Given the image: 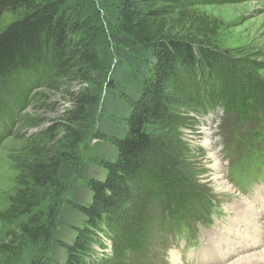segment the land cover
I'll use <instances>...</instances> for the list:
<instances>
[{
	"label": "trees",
	"instance_id": "obj_1",
	"mask_svg": "<svg viewBox=\"0 0 264 264\" xmlns=\"http://www.w3.org/2000/svg\"><path fill=\"white\" fill-rule=\"evenodd\" d=\"M98 1L102 8L89 10L84 0H0V18L8 10L27 8L0 33V83L19 84L26 78L44 82L53 74L80 85L81 91L71 93L66 130H74L71 124L89 117L95 106L101 108L85 184L68 200L50 264H99L94 241L116 246L113 236L119 229L111 214L129 199L133 180L154 147L148 125L166 105L168 84L182 77L211 93L228 81L219 73L220 51L208 34L211 21L179 6L183 0ZM244 75H236L238 87L225 88L228 94L217 105L236 115L242 128L254 125L259 130L264 123V77ZM58 147H33L35 158L25 167L28 184L12 197L4 212L8 218L31 214L52 195L53 186L66 191L76 169L64 165L65 153ZM177 190L178 197L171 194L160 203L171 234L204 222L214 208L201 192ZM56 212L54 208L46 225L35 226L40 221L34 218L22 224V234L33 242L53 238ZM108 230L115 232L111 240L100 236ZM124 240L134 264H170L162 249L152 250L145 241L143 225L128 231ZM157 257L161 259L155 262Z\"/></svg>",
	"mask_w": 264,
	"mask_h": 264
},
{
	"label": "rangeland",
	"instance_id": "obj_2",
	"mask_svg": "<svg viewBox=\"0 0 264 264\" xmlns=\"http://www.w3.org/2000/svg\"><path fill=\"white\" fill-rule=\"evenodd\" d=\"M84 1L89 10L102 8L98 0ZM179 6L211 21L208 34L212 45L220 51L219 73L228 81L223 80L220 88L211 93L182 77L168 84L166 105L148 125L154 147L142 173L133 180L129 199L117 205L119 208L111 214L119 235H114L113 230H108L109 234L100 233L107 240L114 235L117 244L113 248L109 241L107 246L104 241H94L97 258L101 259L99 264H134L128 258V241L124 237L142 225L145 241L152 250L162 249L170 264H212L217 254L211 252L207 256V253L212 249L215 229L225 223L231 226L230 220L238 218L234 206L246 200L254 201L259 190L264 195V123L259 130L254 125L242 128L236 115H227L217 105L227 96L228 87H238L241 81L236 78L238 75L254 73L264 77V0H183ZM26 11L25 7L6 11L0 18V33ZM101 20H105V13ZM50 79L38 83L31 78L19 84L0 83V264H50L54 237L61 228L60 219L73 193L84 187L85 168L98 143L95 132L100 106H95L89 117L78 124H71L74 130H66L68 111L72 108L71 93L81 88L53 74ZM204 128L213 132L211 144L233 188L229 192L219 191L212 179L215 161L210 156L213 150L203 143ZM52 143L65 153L64 165L76 169L66 191L53 186L52 195L31 214L8 218L4 212L10 207L12 197L28 184L25 167L35 158L33 147ZM186 187L201 192L214 208L203 218L204 222L189 228L182 226L171 234L165 228L160 203L168 195L178 197L177 189L188 193ZM54 208L57 214L53 238L33 242L22 234L21 225L32 218L40 221L35 226L48 224ZM259 220L262 222L261 217ZM10 247L14 250H9ZM160 259L157 257L155 262Z\"/></svg>",
	"mask_w": 264,
	"mask_h": 264
},
{
	"label": "bare ground",
	"instance_id": "obj_3",
	"mask_svg": "<svg viewBox=\"0 0 264 264\" xmlns=\"http://www.w3.org/2000/svg\"><path fill=\"white\" fill-rule=\"evenodd\" d=\"M211 131L209 129L204 131L203 143L209 150H213L210 154L215 161L212 179L219 191L229 192L233 188L227 182L220 157L218 158L213 149L214 145L211 144L213 141ZM234 213L238 215V218L230 220L231 226H226L225 223L215 229V240L207 256H210L211 252L217 254V257L212 259V264H264V195L262 191L257 192L254 201L246 200L240 206H234ZM260 217L262 222L259 220ZM240 236L244 238V244Z\"/></svg>",
	"mask_w": 264,
	"mask_h": 264
}]
</instances>
